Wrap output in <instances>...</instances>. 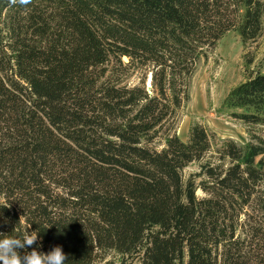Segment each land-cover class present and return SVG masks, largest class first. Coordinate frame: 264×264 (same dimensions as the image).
Wrapping results in <instances>:
<instances>
[{"label": "trees", "instance_id": "16d2710c", "mask_svg": "<svg viewBox=\"0 0 264 264\" xmlns=\"http://www.w3.org/2000/svg\"><path fill=\"white\" fill-rule=\"evenodd\" d=\"M263 31L264 0H0V233L66 264H264V138L185 178L212 137L170 134L200 60ZM224 105L264 128V74Z\"/></svg>", "mask_w": 264, "mask_h": 264}, {"label": "rangeland", "instance_id": "374dc122", "mask_svg": "<svg viewBox=\"0 0 264 264\" xmlns=\"http://www.w3.org/2000/svg\"><path fill=\"white\" fill-rule=\"evenodd\" d=\"M257 74H264V31L256 41L247 44H243L238 33L229 32L218 41L215 50L200 60L190 82L189 99L171 123L170 134L188 142L192 127L201 125L212 137V148L204 160L184 170L185 178L199 173L207 162L224 163L227 167L228 159L219 160L227 142L233 141L243 147L254 141L255 136L264 138V128L246 125L233 118L224 105L234 88ZM144 75L142 70H132L124 83L138 85ZM164 131L152 144L158 150L164 147ZM197 195L204 196L201 190Z\"/></svg>", "mask_w": 264, "mask_h": 264}, {"label": "clouds", "instance_id": "9594fccd", "mask_svg": "<svg viewBox=\"0 0 264 264\" xmlns=\"http://www.w3.org/2000/svg\"><path fill=\"white\" fill-rule=\"evenodd\" d=\"M9 2L12 5L17 3L28 5L31 0H9ZM23 219L24 216H21L20 222ZM39 239L38 230L25 231L19 235L0 233V264H66L68 255L62 246H54L45 253L39 247H33ZM28 248L32 250L27 251Z\"/></svg>", "mask_w": 264, "mask_h": 264}, {"label": "water", "instance_id": "95a60500", "mask_svg": "<svg viewBox=\"0 0 264 264\" xmlns=\"http://www.w3.org/2000/svg\"><path fill=\"white\" fill-rule=\"evenodd\" d=\"M148 87L151 88V77H150V80H149V83H148Z\"/></svg>", "mask_w": 264, "mask_h": 264}]
</instances>
